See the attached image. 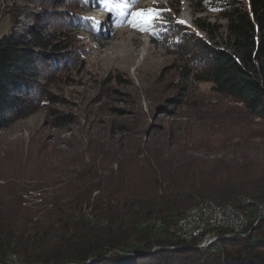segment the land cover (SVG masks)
Segmentation results:
<instances>
[{
  "label": "trees",
  "instance_id": "obj_1",
  "mask_svg": "<svg viewBox=\"0 0 264 264\" xmlns=\"http://www.w3.org/2000/svg\"><path fill=\"white\" fill-rule=\"evenodd\" d=\"M32 1L40 13L26 14L29 21L37 20L38 29L26 34L11 30L0 36V130L33 95L31 81L40 68L73 66L75 56L69 52L75 50L78 35L69 28L87 24L58 11L63 0ZM108 1L113 7L122 3ZM189 2L196 15L194 26L206 33L208 42L179 24L180 40L168 43L179 46L186 37L199 44L201 64L193 71L194 79L210 83L212 92L241 104L251 120L264 122V0ZM174 3L179 13L181 0ZM202 13L216 16L217 21L199 16ZM152 15V22L169 26L158 11ZM46 21L54 31L40 25ZM184 51L194 56L192 49ZM170 104L183 105L176 97ZM140 127L137 122L113 124L112 130L124 134L119 140L110 135L111 129H103L87 144L78 141L72 156L52 166H47V158L57 153L34 145L23 147L22 177L36 180L40 188L48 185L52 193L27 208L21 206L18 190L0 185V260L13 252L27 263L264 264V221L244 237L225 233L217 250L187 242H178L173 250L165 248L170 228L204 199L241 210L247 207L245 198L263 202L264 163L249 158L242 165L215 162L211 166L188 154L194 151L191 145L170 143L169 133L167 139L155 137L139 145ZM127 141L133 144L129 149ZM155 246L161 248L153 250ZM130 248L134 249L131 256L114 251Z\"/></svg>",
  "mask_w": 264,
  "mask_h": 264
},
{
  "label": "rangeland",
  "instance_id": "obj_2",
  "mask_svg": "<svg viewBox=\"0 0 264 264\" xmlns=\"http://www.w3.org/2000/svg\"><path fill=\"white\" fill-rule=\"evenodd\" d=\"M63 1L58 11L87 23L69 28L78 35L75 50L69 52L75 63L70 68H40L31 81L33 95L0 130V185L18 190L21 206H36L52 193L48 185L40 188L36 180L22 177L26 167L21 164L23 147L34 145L57 153L47 158V166H52L72 156L78 141L87 144L90 137L102 135L103 129L112 130L113 124L123 122L139 123V145L155 137H170V143L191 145L194 151L188 154L211 166L215 162L242 165L249 158L264 163V122L251 120L241 104L212 92L210 83L194 79L193 71L201 64L199 44L186 37L179 46L169 44L180 40L179 24L208 42L206 33L194 26L196 15L189 0H181L179 13L174 0H120L117 7L108 0ZM144 9L158 11L169 26L158 21L144 31L133 27L139 19L134 14ZM30 11L34 17L40 13L32 0H0V36L11 30L26 34L38 29L37 20L27 18ZM203 15L217 21L214 15L199 16ZM40 25L54 31L49 21ZM171 38L175 41L170 42ZM191 49L193 57L184 51ZM173 97L183 105L171 106ZM184 126L188 128L182 130ZM110 135L119 140L124 134L113 129ZM132 146L126 142L127 149ZM243 153L249 156L244 158Z\"/></svg>",
  "mask_w": 264,
  "mask_h": 264
},
{
  "label": "water",
  "instance_id": "obj_3",
  "mask_svg": "<svg viewBox=\"0 0 264 264\" xmlns=\"http://www.w3.org/2000/svg\"><path fill=\"white\" fill-rule=\"evenodd\" d=\"M211 200L219 205L224 206H231L235 210H238L247 220L244 223L240 232L233 233V228L219 226V227H212L204 229L201 232L195 233H183L178 228L180 221L186 217L187 213L194 207L199 206L201 203ZM243 204L247 207L245 210H241L231 204H221L213 199H205L204 201L199 202L197 205L191 207L187 210V212L182 216L177 223L170 228L169 230V237L170 239L167 242L166 249H176L178 242H187V243H196L199 248H204L209 244V238L217 237L220 239L225 233H233V236L240 235L242 237L248 235L254 227H256L260 222L264 221V215L259 214L260 210L259 207L264 205L263 202H257L252 198H245L243 199ZM159 226V225H158ZM220 241V240H219ZM221 245L219 242L217 246ZM161 247L155 246L153 250L159 249ZM133 248L127 250H114L118 254L133 255ZM0 264H53L51 262H34V263H27L22 257H20L17 253H9L3 259L0 260Z\"/></svg>",
  "mask_w": 264,
  "mask_h": 264
},
{
  "label": "built area",
  "instance_id": "obj_4",
  "mask_svg": "<svg viewBox=\"0 0 264 264\" xmlns=\"http://www.w3.org/2000/svg\"><path fill=\"white\" fill-rule=\"evenodd\" d=\"M197 214H204V221H201L200 228H193V219H197ZM233 221H239V217H236L234 213H226L224 210H212L207 206V208L190 210L186 217L180 221L178 228L186 234L198 233L204 229L224 226V223H231ZM211 243H215V237L209 238V244Z\"/></svg>",
  "mask_w": 264,
  "mask_h": 264
},
{
  "label": "bare ground",
  "instance_id": "obj_5",
  "mask_svg": "<svg viewBox=\"0 0 264 264\" xmlns=\"http://www.w3.org/2000/svg\"><path fill=\"white\" fill-rule=\"evenodd\" d=\"M207 206H208V208H211L212 210H224V212H226V213H234L236 217H239V221H233L231 223H224L225 227H230V228L234 229V231H232L233 233L240 232L244 223L247 220L238 210H235L233 207L219 205V204H217L211 200H207V201L201 203L199 206L192 208L191 210H195L196 208H207ZM259 210H260L259 214L264 215V205L260 206ZM201 221H204V214H197V219H193V228H200ZM233 233H232V235H233ZM219 240L220 239L215 237L216 243H211L208 246L217 245L219 243Z\"/></svg>",
  "mask_w": 264,
  "mask_h": 264
},
{
  "label": "snow or ice",
  "instance_id": "obj_6",
  "mask_svg": "<svg viewBox=\"0 0 264 264\" xmlns=\"http://www.w3.org/2000/svg\"><path fill=\"white\" fill-rule=\"evenodd\" d=\"M134 3L138 2V0H133ZM127 6V5H126ZM139 19L133 21V27L139 28V30L144 31L148 30L149 27L152 26V21L154 19L152 15V10L144 9L141 10L139 13H135Z\"/></svg>",
  "mask_w": 264,
  "mask_h": 264
}]
</instances>
